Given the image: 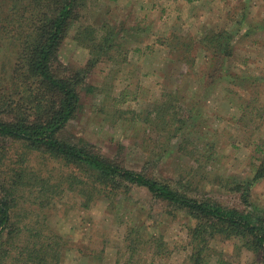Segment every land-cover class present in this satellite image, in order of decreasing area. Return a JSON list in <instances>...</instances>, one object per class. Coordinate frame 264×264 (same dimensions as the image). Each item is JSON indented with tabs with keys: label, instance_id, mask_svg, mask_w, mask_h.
Here are the masks:
<instances>
[{
	"label": "rangeland",
	"instance_id": "374dc122",
	"mask_svg": "<svg viewBox=\"0 0 264 264\" xmlns=\"http://www.w3.org/2000/svg\"><path fill=\"white\" fill-rule=\"evenodd\" d=\"M9 1L0 0V14L10 10ZM80 3L55 67L66 73L85 68L97 58L91 51L96 40L116 27L121 34L86 74L82 108L67 137L84 139L181 191L232 206H247L242 191L251 182L248 201L264 208V175L255 179L264 163V0ZM222 31L233 36L232 55L215 65L210 52ZM17 52L11 42L3 47L1 75ZM2 145L0 185H13V215L25 230L13 249L0 242V264H19L21 247L33 240H59L52 253L59 264H187L193 219L184 213L137 187L127 198L104 194L84 207L83 194L64 190L72 177L61 161L24 144ZM131 227H141L165 252L144 245L131 255ZM37 233L42 236H32ZM236 243L234 237L212 240L206 264H262L261 255ZM23 256L22 264L29 263Z\"/></svg>",
	"mask_w": 264,
	"mask_h": 264
},
{
	"label": "trees",
	"instance_id": "16d2710c",
	"mask_svg": "<svg viewBox=\"0 0 264 264\" xmlns=\"http://www.w3.org/2000/svg\"><path fill=\"white\" fill-rule=\"evenodd\" d=\"M80 2L10 0V10L0 14V53L10 42L18 49L14 63L3 67L4 74H0V157L2 143L10 142L24 144L30 150L61 161L70 169L69 176L72 177L70 186L64 190L83 194V206L87 208L104 194L110 199L118 196L127 198L134 187L145 189L153 199L193 219L188 230L190 253L187 264H206L211 241L232 237L237 240L236 246H244L261 255L264 264V208L248 201L251 182L242 191L247 206H232L215 198L196 197L181 191L169 180L128 167L123 158L108 156L84 139L74 141L67 137L66 128L82 108L80 88L86 74L105 58L121 34L116 27L103 35L100 42L96 40L91 51L97 58L92 56L85 68L66 73L55 67L53 60L57 58L58 48L70 26L78 19ZM94 34L92 29V36ZM217 35L220 38L217 37L213 46L215 49L210 52V63L215 65L223 55H232L229 48L233 36L225 31ZM205 40L214 43L210 38ZM215 72L209 73V77L214 78ZM77 170L86 179L79 176ZM263 175L264 163L255 179ZM79 184L81 187H78ZM16 207L13 185H0V242L7 243L12 249L18 245L16 237L25 230L19 227L13 215ZM141 229L131 227L127 232L126 247L131 255L144 245L154 248L152 252L157 254L161 250L165 252V247L160 249L158 242L157 248L154 237H146V232ZM28 230L33 233V227ZM8 233L10 238L2 241ZM32 236L40 238L42 235L37 233ZM58 242L33 240V244L21 247L22 252L16 261L22 264L23 254H27L30 262L24 264H59L52 254ZM10 248L7 256L10 255ZM222 261L225 263L221 259V264Z\"/></svg>",
	"mask_w": 264,
	"mask_h": 264
}]
</instances>
